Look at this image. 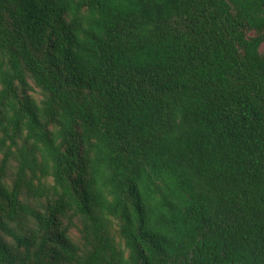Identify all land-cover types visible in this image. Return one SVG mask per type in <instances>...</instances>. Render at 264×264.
<instances>
[{"label":"trees","instance_id":"trees-1","mask_svg":"<svg viewBox=\"0 0 264 264\" xmlns=\"http://www.w3.org/2000/svg\"><path fill=\"white\" fill-rule=\"evenodd\" d=\"M264 0H0V264H264Z\"/></svg>","mask_w":264,"mask_h":264},{"label":"rangeland","instance_id":"rangeland-1","mask_svg":"<svg viewBox=\"0 0 264 264\" xmlns=\"http://www.w3.org/2000/svg\"><path fill=\"white\" fill-rule=\"evenodd\" d=\"M260 49L264 52V43L261 45Z\"/></svg>","mask_w":264,"mask_h":264}]
</instances>
